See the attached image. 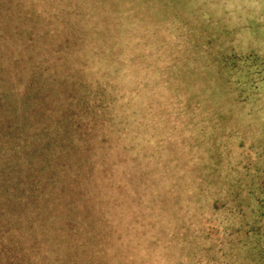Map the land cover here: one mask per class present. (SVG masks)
Instances as JSON below:
<instances>
[{"label": "trees", "instance_id": "1", "mask_svg": "<svg viewBox=\"0 0 264 264\" xmlns=\"http://www.w3.org/2000/svg\"><path fill=\"white\" fill-rule=\"evenodd\" d=\"M211 1L0 0V264L264 261V41Z\"/></svg>", "mask_w": 264, "mask_h": 264}, {"label": "rangeland", "instance_id": "2", "mask_svg": "<svg viewBox=\"0 0 264 264\" xmlns=\"http://www.w3.org/2000/svg\"><path fill=\"white\" fill-rule=\"evenodd\" d=\"M72 1V4L73 5H71V7L72 8H75L76 9V12L78 13V14H81L82 13V8L80 7V3H81V0H71ZM98 0H82V3L83 4H85V5H87L88 6V11H89V13H91V12H93V17H96L97 16V13L96 12H98L99 10H98V8L95 6V3L97 2ZM244 2L245 3H247L248 4V6H247V8H246V10L244 11V13H245V19L248 21H251V23H253L254 21H255V23H257V25H255L256 26V28L252 31V32H254V34H252L253 36H255L253 39H254V41L256 42V43H261V42H263L264 41V24L262 25V22L263 21H260V24H259V21H258V19H260L259 18V15L261 14V13H263L264 12V0H232L231 2H230V4L232 5V6H235V7H237L238 5H240V4H243L244 5ZM208 3L209 4H211L210 6H213L214 5V3L215 2H212L211 0H208ZM258 15V16H257ZM257 16V17H256ZM250 32V31H249ZM249 33H245V34H243V35H240L241 37H243L244 39H246L247 38V35H248ZM206 72V77H213L214 79H216V77H214V75H215V72H213V67H212V64H210V65H208V70H206L205 71ZM213 89H216V90H213ZM212 90H211V92L213 93V92H217L218 94H223V91H222V89H219V87H215V88H213ZM263 103V102H262ZM226 108L227 107H229V104L227 103L226 104V106H225ZM247 108H249V106H247V107H245L244 109L246 110ZM251 108V107H250ZM260 118H264L263 116H260ZM231 120V119H230ZM234 121H236L237 123H238V125H240V126H244V125H247V124H249L251 121H252V118H250V117H247V116H244V117H242L241 116V118H236V119H233ZM258 120H260L259 118H256V121H258ZM262 120V119H261ZM114 141L115 140H110L109 142V144L111 145H113L114 144ZM176 144V143H175ZM163 147H164V149H163V151L164 152H167L168 151V148L170 147V143H169V141L168 142H166V143H163V145H162ZM173 146V145H172ZM175 148H177L176 147V145L174 146ZM165 154V153H164ZM118 161H119V159L118 158H116L115 160H114V169L115 170H119V172H118V175L119 176H123V175H129V178H131V182H132V180L134 181V183L132 184L131 182H129L130 183V185L133 187V189L135 188H137V190H136V192H138L139 191V189H140V187H141V180H139V178H140V175H139V173H137V171L136 170H132L131 169V171H130V174L129 173H127V172H124V171H120V166H119V164H117L118 163ZM117 167H119V169L117 168ZM113 168H111V169H109V171L111 170V172H116L115 170H114ZM121 176V177H122ZM141 179V178H140ZM125 180H127V178L125 177ZM139 180V182H138V184H137V181ZM128 181V180H127ZM135 184V185H134ZM137 185V186H136ZM254 256H256L255 254H254ZM246 259H248L249 260V257L248 258H246ZM247 264H264V261H262V262H258V259H256V258H253V260H249L248 262H247Z\"/></svg>", "mask_w": 264, "mask_h": 264}]
</instances>
